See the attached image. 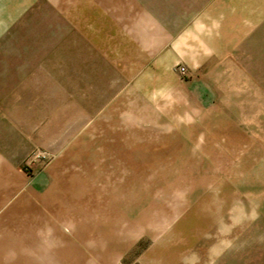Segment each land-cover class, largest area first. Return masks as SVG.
Listing matches in <instances>:
<instances>
[{
	"label": "crops",
	"instance_id": "crops-1",
	"mask_svg": "<svg viewBox=\"0 0 264 264\" xmlns=\"http://www.w3.org/2000/svg\"><path fill=\"white\" fill-rule=\"evenodd\" d=\"M262 24L264 0H0V118L12 119L0 127V264L126 260L148 233L146 183L172 165L126 154L115 168L83 157L78 129H33L36 119L74 112L115 129L183 107L209 126L223 87L255 84L249 43ZM35 145L60 153L29 178L18 166Z\"/></svg>",
	"mask_w": 264,
	"mask_h": 264
},
{
	"label": "rangeland",
	"instance_id": "rangeland-1",
	"mask_svg": "<svg viewBox=\"0 0 264 264\" xmlns=\"http://www.w3.org/2000/svg\"><path fill=\"white\" fill-rule=\"evenodd\" d=\"M249 46L255 84L223 87L227 95L210 101L209 126L183 107L159 125L130 117L116 119L121 126L115 129H89L96 119L76 118L74 112L36 119L33 129H46L48 120L51 129H78L83 157H112L115 168L126 169V154L172 163L156 167L161 181L146 183L155 189L147 198L148 233L119 264H264V228L251 241L256 222L264 227V24ZM238 72L223 74L233 81ZM11 120L0 118V127H10ZM59 153L32 146L22 154L19 173L32 178Z\"/></svg>",
	"mask_w": 264,
	"mask_h": 264
},
{
	"label": "built area",
	"instance_id": "built-area-1",
	"mask_svg": "<svg viewBox=\"0 0 264 264\" xmlns=\"http://www.w3.org/2000/svg\"><path fill=\"white\" fill-rule=\"evenodd\" d=\"M179 70H180V72L184 73L186 71V68L184 66H180ZM121 264H123V263H121Z\"/></svg>",
	"mask_w": 264,
	"mask_h": 264
}]
</instances>
